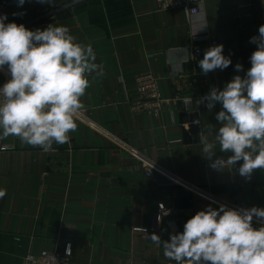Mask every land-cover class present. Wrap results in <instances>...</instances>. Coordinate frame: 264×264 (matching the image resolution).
Wrapping results in <instances>:
<instances>
[{"label": "crops", "instance_id": "obj_1", "mask_svg": "<svg viewBox=\"0 0 264 264\" xmlns=\"http://www.w3.org/2000/svg\"><path fill=\"white\" fill-rule=\"evenodd\" d=\"M6 1L10 22L32 30L63 25L90 44L103 74L89 77L70 143L45 153L15 136L3 140L14 149L0 152V264H24L29 254L69 244L71 264H175L149 239L153 232L168 240L209 204L264 207V172L240 176L243 161L213 168L200 142L214 144L217 156L230 155L216 141L222 106L210 110L205 97L250 69L257 48L250 40L264 25L261 0H200L196 14L186 7L159 9L156 0H28L22 7ZM218 44L232 64L205 75L193 47L201 46L203 59ZM236 64L243 70L237 72ZM147 72L172 99L160 115L131 109L129 101L138 99L135 78ZM6 81L0 70V86ZM187 97L192 103L186 107ZM191 127L196 131L185 138ZM148 160L161 169L152 177ZM162 170L179 182H159L156 173L169 179ZM179 187L190 193L191 208H180L169 192ZM253 225L261 226L254 219Z\"/></svg>", "mask_w": 264, "mask_h": 264}, {"label": "clouds", "instance_id": "obj_2", "mask_svg": "<svg viewBox=\"0 0 264 264\" xmlns=\"http://www.w3.org/2000/svg\"><path fill=\"white\" fill-rule=\"evenodd\" d=\"M27 2L17 0V5ZM6 21L8 15H0V70L7 66L10 75L0 86V140L15 136L45 153L55 151L54 144L70 143L89 77L102 75L103 68L96 63L93 47L78 42L66 26L32 30ZM258 33L250 40L257 48L245 76L235 75L222 90L213 87L205 97L210 110L217 103L222 106L216 114L220 125L216 141L220 152L230 155L217 156L215 145L200 137L213 168L223 170L243 161L239 175L245 178L257 169L264 172V25ZM198 63L207 75L228 68L232 60L224 54V45L218 44L209 47ZM235 68L240 72L243 65ZM183 103L190 106L192 97ZM4 194L0 190V197ZM254 217L264 221V207L209 204L170 239L162 242L155 232L149 239L162 246L164 256L175 264H264V223L254 227Z\"/></svg>", "mask_w": 264, "mask_h": 264}, {"label": "built area", "instance_id": "obj_3", "mask_svg": "<svg viewBox=\"0 0 264 264\" xmlns=\"http://www.w3.org/2000/svg\"><path fill=\"white\" fill-rule=\"evenodd\" d=\"M156 1L159 9L186 7L189 9L191 14L198 13L201 5L200 0ZM5 13L8 15V21L6 22H10L8 13V3L6 0H0V15ZM207 38L208 37L198 36L195 38V40H202ZM193 58L194 60L198 61L202 59L201 46L196 45L193 47ZM3 71L7 75V80L10 79V75L8 74L7 70L4 68ZM135 84L138 99L134 101H129L133 112H145L148 114L160 115L165 109V107L172 101V99H168L162 96L159 79L151 72L137 75L135 78ZM77 115L83 116L80 110ZM13 149V145L5 143L3 140H0V152L9 151ZM128 149L134 157L138 159H145L139 149L133 147H128ZM148 163L153 167L151 170L148 171L149 177H152L154 175V170L161 171V169H159L156 163L151 162L149 160ZM162 172L169 176V180H171L172 184H174V182H179V180L170 175V173L163 170ZM192 189L195 191H199L198 188L192 187ZM160 208L163 213H166L167 209L164 207L163 204L160 205ZM254 220L259 222L260 224L264 223V221H261L255 217ZM72 254V246L69 244L62 251H43L39 255L29 254L26 256L24 264H71Z\"/></svg>", "mask_w": 264, "mask_h": 264}, {"label": "water", "instance_id": "obj_4", "mask_svg": "<svg viewBox=\"0 0 264 264\" xmlns=\"http://www.w3.org/2000/svg\"><path fill=\"white\" fill-rule=\"evenodd\" d=\"M194 131H196V130L193 127H191V129H189V130L184 129V136H185V138H190L189 137L190 136V133H193ZM155 177L161 183L168 184V185L172 184L171 180L163 177L159 173H156L155 174ZM169 192L176 194V197H177V205L180 208H184V209L191 208V205L192 204H191V199H190V193L186 189H184L182 187L172 188Z\"/></svg>", "mask_w": 264, "mask_h": 264}]
</instances>
